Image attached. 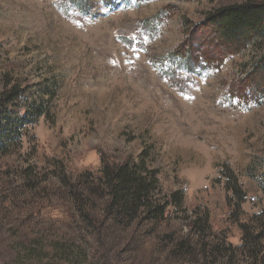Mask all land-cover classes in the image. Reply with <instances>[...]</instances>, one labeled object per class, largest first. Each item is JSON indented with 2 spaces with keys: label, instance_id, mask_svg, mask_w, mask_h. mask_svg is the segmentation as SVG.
I'll list each match as a JSON object with an SVG mask.
<instances>
[{
  "label": "rangeland",
  "instance_id": "374dc122",
  "mask_svg": "<svg viewBox=\"0 0 264 264\" xmlns=\"http://www.w3.org/2000/svg\"><path fill=\"white\" fill-rule=\"evenodd\" d=\"M247 2L264 0H0V95L43 106L0 154V264L67 241L87 264H264V97L241 85L264 43L228 55L203 26ZM101 160L154 171L165 218L84 222L60 177Z\"/></svg>",
  "mask_w": 264,
  "mask_h": 264
},
{
  "label": "trees",
  "instance_id": "16d2710c",
  "mask_svg": "<svg viewBox=\"0 0 264 264\" xmlns=\"http://www.w3.org/2000/svg\"><path fill=\"white\" fill-rule=\"evenodd\" d=\"M203 26L212 42L211 48H218L228 55L239 54L251 45L264 43V3L247 2L218 9L205 18ZM241 82L247 95L264 97V50ZM22 93L12 87L0 95V154L20 147L25 128L34 124L41 115L42 105L31 110L19 101ZM60 181L79 217L89 225H100L104 221L112 225H130L136 219L159 221L165 218L169 206L167 202L159 203L156 173L146 169L142 161L114 164L101 160L95 177L85 173L73 182L65 176L60 177ZM170 200L174 205H181L183 197L175 193ZM96 201L102 203L101 215L93 212ZM207 227L204 222V225H192L191 229L197 228L198 232L205 233ZM196 243L198 240L179 241L177 253L185 249L184 255L192 256ZM31 247L24 248L26 251L22 258L29 260L24 264L88 263L86 251L70 241L53 244L52 252L45 251L40 242L32 243Z\"/></svg>",
  "mask_w": 264,
  "mask_h": 264
}]
</instances>
